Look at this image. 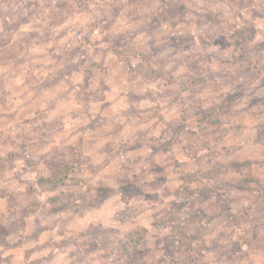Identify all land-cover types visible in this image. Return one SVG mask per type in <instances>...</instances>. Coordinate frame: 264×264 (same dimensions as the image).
Listing matches in <instances>:
<instances>
[{"label":"rangeland","instance_id":"obj_1","mask_svg":"<svg viewBox=\"0 0 264 264\" xmlns=\"http://www.w3.org/2000/svg\"><path fill=\"white\" fill-rule=\"evenodd\" d=\"M0 264H264V0H0Z\"/></svg>","mask_w":264,"mask_h":264}]
</instances>
